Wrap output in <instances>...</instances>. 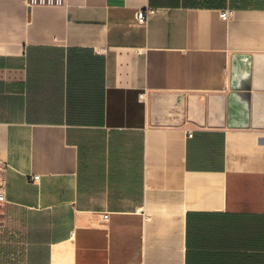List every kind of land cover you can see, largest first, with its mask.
<instances>
[{
    "label": "crops",
    "instance_id": "1",
    "mask_svg": "<svg viewBox=\"0 0 264 264\" xmlns=\"http://www.w3.org/2000/svg\"><path fill=\"white\" fill-rule=\"evenodd\" d=\"M245 1L0 0V264H264Z\"/></svg>",
    "mask_w": 264,
    "mask_h": 264
},
{
    "label": "built area",
    "instance_id": "2",
    "mask_svg": "<svg viewBox=\"0 0 264 264\" xmlns=\"http://www.w3.org/2000/svg\"><path fill=\"white\" fill-rule=\"evenodd\" d=\"M63 0H29L28 4L29 6H33V5H59L62 3ZM155 9L153 8H148V9H139L136 13V18L137 21L140 24H146L149 20V16L152 13H155ZM232 14V10L226 9V10H222L220 13V16L223 19H229L230 16ZM189 135H192V132L189 133ZM3 166L0 163V205H2L3 203H5L7 201V197H6V190H5V183L4 179H3ZM39 178V175H33L32 179L33 180H37ZM108 213L104 214L105 218H108Z\"/></svg>",
    "mask_w": 264,
    "mask_h": 264
},
{
    "label": "trees",
    "instance_id": "3",
    "mask_svg": "<svg viewBox=\"0 0 264 264\" xmlns=\"http://www.w3.org/2000/svg\"><path fill=\"white\" fill-rule=\"evenodd\" d=\"M256 1V4L257 5H259L260 4V2H261V0H255ZM236 6H247V5H249V3H247L245 0H243V2L242 3H238L237 2V4H235Z\"/></svg>",
    "mask_w": 264,
    "mask_h": 264
}]
</instances>
